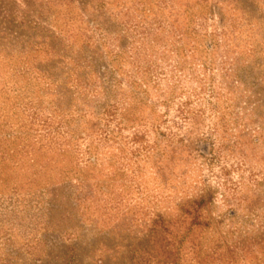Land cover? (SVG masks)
I'll return each instance as SVG.
<instances>
[{
    "label": "rangeland",
    "instance_id": "1",
    "mask_svg": "<svg viewBox=\"0 0 264 264\" xmlns=\"http://www.w3.org/2000/svg\"><path fill=\"white\" fill-rule=\"evenodd\" d=\"M0 264H264V0H0Z\"/></svg>",
    "mask_w": 264,
    "mask_h": 264
},
{
    "label": "trees",
    "instance_id": "2",
    "mask_svg": "<svg viewBox=\"0 0 264 264\" xmlns=\"http://www.w3.org/2000/svg\"><path fill=\"white\" fill-rule=\"evenodd\" d=\"M111 116H112L111 110L104 111V119H106V122L103 124L104 128L109 126V123L112 121ZM35 118L36 117H34V114H33L32 119L35 120ZM41 125H42V127H45L46 129L50 127V125L46 124V122H43ZM103 127L99 128L100 129L99 130V132H100L99 141L108 139V134L104 133L105 135L102 136V133L104 132V128ZM48 134H49V132H48ZM5 184H6V180L3 179L1 185L5 186ZM203 204H204V201L203 200H199L198 202H193L190 205V206H193V208H187L185 210L183 209L185 211L184 215H188V216L191 217L190 228H194V226H200V224L197 223V221H198L197 210L200 209ZM190 228H188V230H190ZM181 237L184 238L183 236H180V238ZM181 243L182 242H180L178 240V242H177V246L178 247L176 248V250L180 249Z\"/></svg>",
    "mask_w": 264,
    "mask_h": 264
}]
</instances>
